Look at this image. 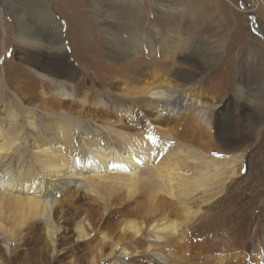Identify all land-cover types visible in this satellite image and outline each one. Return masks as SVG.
<instances>
[{
	"label": "bare ground",
	"instance_id": "1",
	"mask_svg": "<svg viewBox=\"0 0 264 264\" xmlns=\"http://www.w3.org/2000/svg\"><path fill=\"white\" fill-rule=\"evenodd\" d=\"M92 2L103 8L104 15L99 20L111 62L134 54L135 60L139 61L133 65L140 66L138 63L145 55L143 49L150 44L156 49L154 52L159 55L160 62H155L156 54L148 55L150 62L146 65L152 70V80L143 81L139 87L121 92L114 99L103 98L98 83H92L83 90L72 81L79 71L86 77H95L97 74L93 69L96 67L89 69L85 57L81 55L89 49L78 52L76 44L67 35L65 38L71 51L68 54L62 38L63 29L56 21L55 10L50 9L48 0L28 2L30 9L40 8V15L46 16L39 26L30 20L20 26V22L13 17L20 33L17 49L21 50V58L29 66L26 69L36 74V77L32 75L33 82L41 84L43 89H39L36 98L31 99L26 92H35V83L24 91L25 94L20 92L16 83L9 84L0 71V243L5 253L12 255V245L18 244L25 235L41 225L54 257L60 226L59 208H62L59 195L72 190L73 194H79L78 197L89 194L93 200L104 203L103 214L107 213L109 198L115 190L138 188L140 193L136 198V207L125 215L129 218L116 225L122 235L130 233L133 239L138 238L137 242L102 241L97 247L98 258L92 257L88 264H132L131 259L138 252L132 248L137 244L145 245L146 253L154 258L155 264H177L172 260L175 256L165 250L166 246L186 247L196 242L210 246L228 241L220 233L223 231L220 225L226 223L228 211L220 212L219 209L220 220L214 221L217 215L211 213L210 205L218 196L224 195L221 202L228 199L229 195L223 194V191L235 174L240 175V170L237 173L233 167L236 162H243L246 155L243 152L237 158L223 151H206L191 139V132L185 135L170 130L175 116L181 111L191 112L185 121L188 125L194 126L199 122L206 128L211 125V119L200 107L191 85L164 86L168 80L165 67L170 64L165 57L166 46L178 42L174 27L162 36L156 25L138 15L135 16L136 22L130 24L112 18L108 7L113 0ZM1 3L12 14L18 12L10 0ZM155 6L160 11L164 10L161 4ZM189 9L200 10L194 6ZM79 27L80 31L83 30ZM138 27L143 29L139 31ZM1 30V37L5 39V30L3 27ZM146 31L151 32L149 38H146ZM32 36L38 37V43L30 42L34 38ZM79 37L81 43L87 44L85 34L81 33ZM170 52L173 56L177 53L175 49ZM77 53H81V58L77 57ZM70 55L76 56L78 65L69 61ZM96 61L94 59V63ZM127 66L123 64L117 70ZM141 72L148 73V70ZM238 81L241 84L237 101L248 106L260 100V108L264 110V80L256 83L258 99L250 97L249 102L245 91L251 81L245 79L242 72L238 73ZM48 91L57 98L76 99L82 107H91L94 112L76 113L66 109L54 103L53 99H47L45 93ZM135 98H138L137 104L142 108L143 119L137 118L138 111L135 114L130 107L134 105ZM115 102H118L117 105ZM123 117L137 125L142 124L143 128L126 126L122 122ZM224 134L228 136L229 130ZM127 194L131 193L127 191ZM139 214H146L148 218L141 221L132 218ZM73 225L78 240L90 238L86 222L79 220ZM224 233L228 234V229ZM193 236H196L195 241ZM217 236L218 240L208 239ZM251 238L250 241L254 240L255 244H250L252 249L248 262L246 252L240 257L238 254L227 257L211 253V264H264V229L258 235L254 228ZM202 239L205 240L200 241ZM130 243L134 245L130 247ZM184 252L189 253L186 249ZM9 259L4 260L0 255V264H10Z\"/></svg>",
	"mask_w": 264,
	"mask_h": 264
},
{
	"label": "rangeland",
	"instance_id": "2",
	"mask_svg": "<svg viewBox=\"0 0 264 264\" xmlns=\"http://www.w3.org/2000/svg\"><path fill=\"white\" fill-rule=\"evenodd\" d=\"M2 1L9 0H0ZM10 1L15 4L18 12L12 14L10 9L0 4L2 17H0V71L9 84L16 83L20 92L28 91L35 83V92H26L27 94L24 92L31 99H35L38 90L43 87L33 82L32 77H36V74L26 69L29 66L23 62L21 50L17 49L19 45V43L16 44L19 42L17 37L20 33L17 32L13 17L20 22V26L29 20L39 26V22L41 23L46 16L40 15L42 13L40 8L30 9L28 2L32 0ZM48 1L50 9L55 10L56 21L58 20L63 29L62 38L67 46L68 54L71 51L65 38L67 35L76 44L78 52L89 49L87 53H77V57L81 58L80 54L85 57V63L89 69L96 67L93 69L97 74L95 77H86L79 71L78 76L72 79L77 86L80 85L79 87L86 90L92 83H98L103 98L114 99L121 92L139 87L141 82L153 79L154 75L150 73L152 70H149V65H146L150 62L148 55L156 54L153 44L142 48L145 55L138 63L140 66L133 65L139 61L135 60L137 58L134 54L111 62L106 52L107 40L102 35L103 28L99 20L104 15L103 8L95 5L92 0ZM156 4L163 5L164 10L160 11ZM192 6L200 10L192 11L189 9ZM108 8L112 11L109 15L121 22L135 23L136 15L143 17L146 22L156 25L155 28L162 31V36L167 35V31L174 27L178 42H171L166 46L167 56L165 57L169 59L170 64L165 67L168 80L164 82V86L191 85V91L200 101V107L208 113L211 125L207 128L200 122L194 126L188 125L185 121L191 112L181 111L175 116L170 130L183 132L185 135L191 132V139L197 141L199 147L206 151H223L237 158L243 152L246 155L243 162L238 161L233 167L237 173L240 170V175L235 174L223 191V194L229 195L228 199L221 202L224 196L221 195L210 205L211 213L217 215L213 218L214 221L220 220L221 211H228L227 225L224 222L220 225V227L223 226V231L220 233H223L224 239L228 241H219L216 245L210 246L199 242L186 247L169 245L165 247V250L177 258H172L177 264L198 262L211 264L213 259V256H210L211 253L227 257L238 254L240 257L245 252L247 253L246 262H248V254L252 249L250 244L252 245V242L255 244L254 240L250 241L252 231L255 228L260 235V231L264 229V110L260 108V100L255 104L249 103L248 106L237 101L241 84L238 81V73L242 72L245 79L251 81L249 89L246 88L245 91L248 97L247 102L250 97L258 99L256 83L264 80V0H113ZM67 25L68 29H66ZM79 26L83 30L80 31ZM2 27L5 30V39L1 37ZM132 29L129 28V30ZM136 29L141 31L143 28ZM81 33L85 34L87 44L81 43L79 37ZM150 33L145 32L146 38H149ZM28 36L31 37L29 34ZM32 37L34 38L30 42L38 43V37ZM172 49L177 51L174 56L170 52ZM73 56L70 55L69 61L78 65L76 56ZM158 56L156 54L157 58ZM157 58H155L156 63L160 62ZM94 59L97 60L96 63ZM123 64L128 66L117 70ZM144 70H148V73L141 72ZM49 93L50 91L45 93L47 99H53L54 103L66 109L76 113L94 112L91 107H82L76 99L73 101L57 98ZM135 100L134 105L130 107L135 114V111H138V116L135 115L137 118L143 119L144 116L140 113L142 108L137 104L138 98ZM123 119L122 122L132 129L143 128L142 124L140 126L132 123L127 117ZM226 130L230 132L228 136L224 134ZM127 191L131 194H127ZM73 192L74 190L66 191L58 196L62 208L61 206L59 208L60 226L57 231L55 258L51 255L50 243L44 229L39 225L31 233L29 232V235H25L18 244L12 245V255L5 253L0 243L2 259L11 258L10 264H88L92 257L98 258L97 247L102 241L137 242L138 238L133 239L130 233L122 235L116 225L117 222L129 218L125 215L131 208L136 207V198L140 193L138 188L123 187L115 190L109 198L110 207L106 210L107 213L103 214L101 212L104 210V203L93 200L89 194H81L78 197L79 194L76 192L73 194ZM132 218L141 221L148 216L139 214ZM79 220L86 222L89 226L87 232L90 230L91 234L87 240L81 241L76 238L73 224ZM227 229L228 234L224 233ZM196 236H193L192 240L195 241ZM214 238L218 240V236L208 237L210 241ZM203 240L205 239L200 241ZM128 245L131 247L134 243ZM132 249L138 251L137 256L131 259L132 264H155L154 258L146 253L145 245L137 244ZM185 249L189 253H185ZM100 264H106V262Z\"/></svg>",
	"mask_w": 264,
	"mask_h": 264
}]
</instances>
